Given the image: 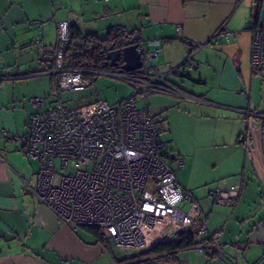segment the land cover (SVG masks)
<instances>
[{
  "label": "crops",
  "instance_id": "crops-1",
  "mask_svg": "<svg viewBox=\"0 0 264 264\" xmlns=\"http://www.w3.org/2000/svg\"><path fill=\"white\" fill-rule=\"evenodd\" d=\"M60 21L100 37L120 25L143 48L159 47L151 63L178 93L150 94L156 121L171 104L187 109L199 129L206 126L204 138L184 151L183 165H173L180 171L179 184L203 213L206 234L196 241L221 231L223 254L192 246L179 251V264H259L264 253V66H252L250 56L253 31L264 21V0H0V264H125L124 252L110 240L84 228L71 230L26 186L33 184L39 166L35 170L37 160L26 155L22 138L29 115L54 100V78L43 68L57 44ZM221 26L232 33L229 40L213 37ZM197 44L193 66L173 72ZM69 91L59 94L68 107L62 95ZM33 97L43 98V105L33 107ZM162 127L171 148L170 133ZM3 129L12 139L2 138ZM169 154L176 155L173 149ZM233 185L239 188L232 202L214 201L216 189Z\"/></svg>",
  "mask_w": 264,
  "mask_h": 264
},
{
  "label": "built area",
  "instance_id": "built-area-1",
  "mask_svg": "<svg viewBox=\"0 0 264 264\" xmlns=\"http://www.w3.org/2000/svg\"><path fill=\"white\" fill-rule=\"evenodd\" d=\"M231 34L221 26L213 37L229 40ZM67 37V22H58L57 44L45 58L43 68L54 78V100L48 109L29 115L27 133L22 138L26 155L39 162L33 184L26 186L71 230L97 227L121 252L128 250L136 255L157 243L174 241L194 226L196 234L204 236L203 213L166 160L171 141L164 137V128L147 102L153 92L178 93L167 74L151 63L161 49L139 45L142 66L133 71L84 70L65 66ZM192 46L182 66L173 72L193 66L192 51L200 45ZM251 46L252 66H264V21L254 29ZM84 73L117 78L129 84L132 92L113 103L96 98L87 105L68 107L59 94L87 87L90 82ZM138 98L143 100L140 106ZM30 102L33 107L42 106L43 98L33 97ZM1 136L12 139L6 129ZM56 159L61 167L70 166L73 172L57 175ZM170 160L178 168L183 165L179 156ZM238 188L216 189L214 201L232 202ZM186 201L189 208L182 210L180 205ZM220 234L215 231L194 246L222 254ZM259 264H264V253Z\"/></svg>",
  "mask_w": 264,
  "mask_h": 264
},
{
  "label": "trees",
  "instance_id": "trees-1",
  "mask_svg": "<svg viewBox=\"0 0 264 264\" xmlns=\"http://www.w3.org/2000/svg\"><path fill=\"white\" fill-rule=\"evenodd\" d=\"M130 36H133L131 32H126L120 25L109 28L105 37H100L94 32L83 33L76 25H68V40L63 48L64 64L66 67L84 70H119L116 66H110L109 62L105 60L106 48H119L123 41ZM121 63L122 61H120ZM93 77L89 73H84V78L89 82ZM79 228H84L99 239L105 237L97 227L80 226ZM196 238V227L194 226L188 232L180 234L174 241L157 243L146 251L126 258L125 264L126 262H128L127 264H158V261L163 264H179V251L201 242L196 241Z\"/></svg>",
  "mask_w": 264,
  "mask_h": 264
},
{
  "label": "rangeland",
  "instance_id": "rangeland-1",
  "mask_svg": "<svg viewBox=\"0 0 264 264\" xmlns=\"http://www.w3.org/2000/svg\"><path fill=\"white\" fill-rule=\"evenodd\" d=\"M85 88V90L82 91H69V93H64L62 97L63 99L68 98L67 101H69L68 105L70 107H78L81 104L93 101L95 98L113 102L126 95L127 91V93H129V91L130 93L132 92V89L130 90L126 82L107 75L97 76V78L95 80H92L91 84H89ZM169 98L171 97H166V103H169ZM142 101V99L138 98L139 106L143 104ZM169 105L167 104L168 109H165L162 113L158 114L160 116L158 117V119L161 118V121L159 120L158 123H162V125L166 127V129H168L170 133L172 146L171 148H168V151L173 149L174 154L186 161L184 151L187 149H193V142L198 143L204 138V135H206V130L203 129H205L206 126L204 125L203 127H201V129H199L198 125H195L191 117L188 115L187 109L176 108V106L170 107ZM166 160H168L171 166L175 168L169 158H166ZM38 166L39 165L37 161L35 170L36 168H38ZM55 168L57 175H67L73 172V169L70 166L61 167L58 159H56L55 161ZM174 170L177 173V178L180 179V171L177 168H175ZM81 231L82 228H80V232ZM158 264L163 263H161V261H158Z\"/></svg>",
  "mask_w": 264,
  "mask_h": 264
},
{
  "label": "water",
  "instance_id": "water-1",
  "mask_svg": "<svg viewBox=\"0 0 264 264\" xmlns=\"http://www.w3.org/2000/svg\"><path fill=\"white\" fill-rule=\"evenodd\" d=\"M138 37L136 35L126 38L121 47L116 49L106 48L105 60L110 66H116L124 71H133L142 66L141 53L138 51ZM121 59L122 63H118ZM183 62L179 65L181 67ZM173 156H170L171 159ZM126 258L132 257V254L126 250L124 251ZM223 254V253H222Z\"/></svg>",
  "mask_w": 264,
  "mask_h": 264
},
{
  "label": "flooded vegetation",
  "instance_id": "flooded-vegetation-1",
  "mask_svg": "<svg viewBox=\"0 0 264 264\" xmlns=\"http://www.w3.org/2000/svg\"><path fill=\"white\" fill-rule=\"evenodd\" d=\"M121 59H118V63L120 64Z\"/></svg>",
  "mask_w": 264,
  "mask_h": 264
}]
</instances>
